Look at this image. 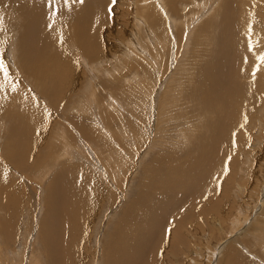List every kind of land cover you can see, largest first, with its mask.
<instances>
[{
    "label": "rangeland",
    "instance_id": "374dc122",
    "mask_svg": "<svg viewBox=\"0 0 264 264\" xmlns=\"http://www.w3.org/2000/svg\"><path fill=\"white\" fill-rule=\"evenodd\" d=\"M8 1L5 0L4 2L3 0L2 3L0 2V29H2L0 30V59L7 64L11 82L17 85V89L13 91L11 87L7 89L0 87V264H52L53 259L52 257L50 258L51 253H49L50 245L43 236L48 233L52 235L50 239L53 240V243L55 241L60 242L61 238H63L64 241L61 244L65 248L67 246L65 243L72 241L70 246L72 248L71 255L69 254L70 248H66L67 253H65L67 258L70 259L69 263L107 264L105 260L110 255L113 258L115 256L110 242H116L120 232L125 231L123 225L120 224L122 222L118 220L121 218L120 212L128 201L132 202L136 199L135 195L140 196L141 194L143 196L144 192L147 194L149 190L153 191L152 182L147 178L155 174L154 184L159 180L162 181L165 178V172L163 173L162 170L166 166L168 169L169 166L168 163L164 162H170L172 154H177L174 157L178 158L181 153L183 156H187V154H190V157L197 156V151L193 149H191L192 151L190 150L191 152L189 151L184 154V145L182 144L181 146L180 143L182 142L177 138V133L185 129H181V125L178 124H182L180 122L185 117L188 118L187 114L189 111V114L193 113V115H191L192 118L190 116L191 119L188 118L190 122L185 121L186 123H191V120L201 116L202 113L196 108L197 101L195 103L191 101V104H193L189 109L187 106L190 103H184V101H187L182 99L183 96L180 97L181 99L178 97V100H174V96L175 93H178L175 87L178 86L179 82L181 80L184 81V77L189 72L192 73L195 70L193 68L195 62H193V59L195 60L196 52L193 51L199 45L203 44L202 46H204V43L200 42L203 39L200 32L204 30L206 32L204 24L209 18H212L210 16L213 11L210 14L207 12L203 16L204 12L202 11H205L204 9L196 18L186 17L189 14L181 10L182 7L176 5L178 0L163 1L164 5L167 4L165 7L161 5L160 0H152L151 2H153L154 6L156 5L155 3L158 4L156 5L159 13V17H157L158 21L155 18L156 16L151 14V11V13H148L147 9L145 10L149 5H153L151 2H148L150 0H115V3H113V0H91L92 5H89L90 13L84 16L83 20L77 24L81 30H85L84 33L86 32L88 36H93L95 33V37L93 36L90 41L97 44H93L95 50L97 49L94 52L97 54L94 53L95 57H88L84 50L82 51V49L76 46V29L73 23L75 21H72L70 16L61 14L59 11V5H61L60 7L66 6V0H53L52 4L57 2L54 10L52 9V4H50L51 6L48 5L49 2L47 1L49 0H40L45 5V8L49 7L51 11L49 14L51 16L48 15L49 17H40L39 15L40 19L44 20V22L43 20L41 21L40 31H36L37 28L33 27V22L29 23V17L25 13L18 11L17 7L14 4L10 5ZM69 1L72 4L71 8L74 7L78 9L76 11H80L89 0ZM184 1L188 3L187 11H189L193 6L189 4L190 0ZM210 1L206 0V3ZM218 1L216 0L211 3L213 7L220 8V19L221 17L227 18L228 24H233L243 17L245 18L244 23L248 22L241 25L239 21V30L243 28L248 30L250 27L252 28L251 31H253L256 28L255 25L253 26L255 22H264V0L263 3L260 0H257V2L256 0H231L232 2L230 0H221L219 1L220 3ZM232 3H235L236 6H234L237 9H242L243 13H240V11L230 13V9H234ZM219 4L221 5L219 6ZM248 5L250 7L246 10ZM166 6L168 7L166 8ZM56 8H58V12H56ZM139 9L145 10H143L146 17L144 18L145 21L140 22V19L137 18L136 15ZM174 11L178 12L179 22L172 27L169 18L170 16L172 17ZM252 11L255 12L254 16L256 15V18L254 16L251 17ZM224 15L227 16L225 17ZM20 17L21 20H19ZM218 20L216 21L218 22ZM189 25H192L193 33L188 37L191 43L188 46L186 42L188 41L187 36L189 31L187 32V27ZM46 26L47 29L45 28ZM154 26L157 29H153ZM182 26L183 29H181ZM202 27L204 28L201 30ZM167 28L169 31L166 30ZM30 29L35 33L27 34V32L32 31ZM135 31H137L136 37L140 41L136 47L141 46L142 48L140 49L130 44ZM43 32L45 33L43 34ZM184 34H186V37ZM221 37H223L222 33ZM224 37V41H228L226 35ZM77 39L80 38L77 37ZM214 41L215 49L211 51L221 50L222 47L217 46V43L220 41L217 39ZM45 43L48 44L47 49L53 50L52 52L54 53L58 52V47L61 46L64 54L67 55V60L73 65V68L69 70L64 79L63 92L59 93L56 99L53 91L55 90V80H52V82L47 79L46 81L42 78L39 79L37 75L35 76L38 69L36 67L43 64L42 59H40V61L42 60L40 62L35 57H37V53L43 51ZM159 46H161V49ZM202 46H199L197 49L202 48ZM129 51L132 52L130 60L127 58ZM160 51L162 54H160ZM80 56L88 60L91 65L90 70L85 67ZM145 56L148 57L145 58ZM180 56H182L181 59ZM33 59H37L38 62L30 65L27 61L25 62V60L33 61ZM114 64L119 66V70L116 67L113 68ZM130 64L139 69L134 66L129 68ZM120 66L122 67L120 68ZM29 67L31 70H29ZM140 70L141 73L139 74ZM207 70L204 76H206ZM147 72L148 74L145 75L144 73ZM135 75L138 78V80L136 79L138 82L135 80ZM40 80L43 81L41 82ZM0 84H3L2 71H0ZM252 94L247 99L249 101L255 99V101L249 107L243 109L244 112L242 111L245 116H248L247 122L244 121L241 124L243 127L240 125L235 128V124L233 127L231 126L232 130L230 131L237 132L238 136L236 134L235 137L234 134H231L230 140H232L230 143L225 139L226 143L219 140L223 145L218 143V146L221 144L223 147L220 145L219 149L222 150H218L220 151L218 153L219 161L215 167L218 172L214 169L212 172L213 176L207 178L205 176L204 179L202 172L205 169L201 168L200 173L202 176H200L199 180L198 178L196 180L192 179L190 182L193 183V186H189L187 191L181 188L178 192L179 195L173 193L174 195H172L175 198L173 200L168 199L169 201L166 203L168 204L167 208L163 203H160L161 209L154 210H161L160 216L153 218L156 222L160 223L157 229L156 227L153 228L155 225L154 220L152 223H149V226L148 224L142 226L141 232L144 235V240H142L146 245L144 258L147 264H264V132H262L260 126L257 124V119L260 117V112L257 109L264 102V90L258 91L253 96ZM254 95H256L255 98ZM111 99L116 100L120 107L117 103L118 107L115 106L116 104L112 105L117 107V109L112 108V106L110 107L113 102ZM260 99L263 102H260ZM55 101H57V104H55ZM197 111L201 115H197L199 114ZM14 115L18 116V118L16 116L13 117ZM180 115L183 116L181 117ZM11 116L15 118V125L12 122ZM261 118L263 120L264 117ZM207 119V117L202 119L203 121L205 120V124L209 121ZM17 121L19 122L17 123ZM203 121L201 122L203 123ZM172 124L175 126H172ZM177 128H180V130H177ZM13 129L15 130L13 131ZM170 130L171 132H169ZM14 132L16 136L11 135ZM63 132L64 137L62 139L60 137ZM176 139L179 142L178 149H176V143H178L175 142ZM11 140L15 145H13ZM15 141L18 143L16 144ZM63 141H66L65 143L67 144L61 145ZM205 142L207 141L203 142L204 149L206 148ZM157 145L160 146L158 147ZM169 145L172 148L171 154L168 152ZM70 146H72V156H61V153L67 151L65 149L70 148ZM12 147L16 150L15 156L11 150ZM189 148H191V145ZM59 149L60 151L62 150L61 153ZM175 151L176 154L174 153ZM216 153L217 149L212 148L206 154L209 157L205 154L203 156L208 159L212 154ZM10 155H13L14 161L10 158ZM203 156L199 163L204 162V164L209 165L208 162H205L207 159ZM159 158L163 159L159 160ZM184 158L185 160L187 159L186 157ZM112 159L116 164L119 159L117 166L120 170L115 166V162ZM19 160L26 164L16 165L15 163ZM157 160L163 162H159V164L156 163L158 162ZM182 162L185 165L187 160ZM71 166H76L80 169L79 173L74 176L72 174L73 177L76 178L77 176V179H79L77 186L79 187L80 185V187H77V190L74 189L71 196H77L76 198L79 200L77 205L80 208L82 207L83 215L81 214L82 223L76 227L73 226L71 233H69V229L61 227L62 220L57 218L59 216L55 214L54 210L58 208V205L55 203L56 205L54 204L51 208L49 207V203L51 204L50 193H52L53 187L50 182L53 181L54 176H60L66 168L69 169ZM158 166L159 168L156 170ZM62 168H64L63 171L61 170ZM116 169L119 171H115ZM140 179L151 183L146 182L145 185L147 186H145ZM177 180H182V178H178L175 181ZM48 184H50L51 190L48 188ZM7 185L9 187L20 185L21 190L23 187V193H21V195L24 194L23 197L21 195L19 197L14 196L15 193L10 195L5 191ZM185 186H187V183H185ZM145 187L147 190L149 189L148 192L144 191ZM198 187L199 189L202 187V189L197 190ZM181 190H184L185 193H181ZM203 190L208 194L206 195ZM155 191L156 193L157 191L161 192L160 189H155ZM202 193L203 195H201ZM168 194L170 195V193ZM13 196L14 198L17 197L15 200L21 199L22 201V205L20 204L21 206L18 207V210H13L11 207L13 206ZM10 198L12 199L11 204ZM210 199L212 202L209 201ZM217 200L218 205H216ZM155 201L160 202L159 197L153 200V202ZM213 204L215 205L212 207L211 205ZM244 205L247 212L244 211V214H240L239 218H242L246 213H249L250 216L240 226L238 223H235V220L239 219H236L240 210L239 208H244ZM6 206L8 209H6ZM205 207L206 209H204ZM214 207L215 209L212 211ZM59 209L62 208L59 207ZM13 211L14 213H12ZM163 212L166 213L164 214ZM20 213H22V217L19 215ZM14 215H19L21 218L16 223L13 221V224H11L10 220L16 218ZM9 218L11 219L9 220ZM158 219H161V221H158ZM67 220L69 221L70 218ZM67 220L64 219L65 225L68 224ZM161 222H163V225ZM172 226H175V228ZM137 236L138 232L136 231V241ZM128 239H132L130 231ZM215 248L216 252L212 255L211 253ZM148 250L150 251L148 255L151 259L149 256L147 257ZM155 257L156 260L154 259Z\"/></svg>",
    "mask_w": 264,
    "mask_h": 264
},
{
    "label": "bare ground",
    "instance_id": "6f19581e",
    "mask_svg": "<svg viewBox=\"0 0 264 264\" xmlns=\"http://www.w3.org/2000/svg\"><path fill=\"white\" fill-rule=\"evenodd\" d=\"M152 0L148 1V2H151ZM156 1V0H155ZM154 1V3H155ZM161 1V5H163V7H165V4L164 5V2L165 0H160ZM177 1V0H176ZM210 1V0H209ZM216 1V0H211L209 3H206V0H190L189 4H191V6H193L189 11L188 10V3H186L184 0H178L176 5L179 7H182L181 10H184L187 12V14H189L188 16L186 17H197L198 14L201 13L202 10L205 9V11H202L204 12L202 15L204 16V14H206L207 12H212L211 13V16L212 18H209L208 21L205 22L204 26H205V29H206V32L202 31L200 33H202V40H200V42L204 43V46L202 45H199V46H202V48H199L197 49L196 47L194 48L195 50L193 52H196L195 53V60L193 59V68L195 69L192 73L189 72L187 74V76H185V80L184 81H180L178 86L175 87L176 91H178V93L176 94L175 93V96H174V100H178V97H182V99L186 100L187 102L184 101V103H190L187 107H191L192 104H191V101H193L195 103V101H197L196 103V108L199 109V111L202 113V115L200 114V112L197 111V115H201V116H196L197 118L196 119H193L191 120V123H186L185 121H189L188 118H190L191 115H193V113H191V115L189 114L190 111L188 112L187 114V117L188 118H184V120L180 123L182 124H178V125H181V129L184 128L185 130H181L180 132H178V139H180V143L181 146L182 144L184 145L183 146V149H184V154L185 153H188L191 149L193 150H196L197 151V156H193V157H190L189 155L190 154H187V156H183L182 153L180 154L179 158L178 157H174V156H177L176 154V151L174 152L176 155H171L172 157V160L170 162H164V163H168V169H167V166L166 168H163V173L165 172V178L161 180H159L156 184H154V180H155V174H152L151 176H149V178H147L149 181L151 182H148V183H151L152 185V189L153 191L151 192L149 189V193L145 194V190L146 192H148V190L144 188V195L141 196H136V199L132 202H129L125 205V207L122 209V211L120 212V219H118L119 221H121L122 223H120L121 225H123L125 231L124 232H120L118 238H117V241H112L110 242L111 243V248H112V251L114 253V258L112 257V255H110L105 261L107 264H147V262H145V258H144V253H145V248H146V245H145V242L143 241V234L141 232V229L143 225H147L149 226V223L153 222V218H156V217H159L160 214H161V210H158V211H154L155 209H161V204L160 203H163L166 208L168 206V204H166L169 200L168 199H171L173 200L175 198V196H173L174 194L173 193H177V195H179V190L181 188H183L185 191H187L188 187L189 186H193V183H190L192 179H197L199 180L200 176L203 175L204 179H205V176L206 178L207 177H211L213 176L212 175V172L214 169H216L215 171H217V168L216 167V164L217 162L219 161V152L218 150H222V149H219L220 145L222 144V142H219L220 141H225L227 140L229 143L230 141V135L231 134H234L235 137H236V134L237 132H232L230 130H232L231 128L233 127V125L235 124V128L236 126H240L241 124H243V122L245 121L244 117V111L243 109L247 108L250 106V104L255 101V99L253 100H248L247 98L249 97V95H251L252 93L253 94H257L258 91L260 90H264V64H261L260 61L257 59V56L261 53H264V22L262 21V23L260 22H255L253 24V26L255 25V29L253 31H251L252 28H248V30H246L245 28H243L242 30H239V26H240V23L241 25H244L245 23H248V22H245L244 23V20L245 18H239V21L236 22V23H233V24H228V21H227V18H224V17H221L220 19V15H221V12H219L220 8L218 7H213L212 3ZM221 1V0H219ZM218 1V2H219ZM231 1V0H230ZM232 1H235V0H232ZM231 1V2H232ZM1 3L3 2L0 1ZM5 2V0H4ZM10 3V5H13L16 6L17 10L22 12V13H25L28 17H29V23H32L33 24V27H36V31H40L41 27L40 25L42 24L40 17H46L50 14V9L49 7H46L45 8V5H43V3L40 2V0H9L8 1ZM49 2L48 5L52 4L53 0H49L47 1ZM51 2V3H50ZM147 2V1H146ZM208 2V1H207ZM212 2V3H211ZM228 2V1H227ZM257 2V0H256ZM261 3H263V0H260ZM56 3L57 2H54L52 4V9L54 10V6H56ZM91 0L88 1V3L86 4L85 7H83L82 10L80 11H76L78 9H75L74 7L71 8L72 4L69 0H66V3L64 6L63 4V7H60L61 5H59V11L61 12V14H64V15H67V16H70L72 21H75L73 22L74 25H75V29H76V34H75V40H76V46H78L80 49H82V51L84 50L85 54L89 57H95V54L96 52H94L95 50V46H93V44H96L95 42L93 41H90V39L95 35L93 36H88L87 33L84 31L85 30H81L80 27L77 26V24H79L78 22L79 21H82L84 16L88 15V13H90V10H89V5H92L91 4ZM140 3V2H139ZM180 3V4H179ZM220 3V2H219ZM236 3V2H235ZM235 3L233 4L232 3V6L233 8L235 9H230V13H234L237 12V11H240V13L243 11H241L242 9H237V7H235ZM151 4H153V2H151ZM156 5H158L157 3H155ZM170 4V3H168ZM216 4V3H215ZM230 4V3H229ZM254 4V3H253ZM58 5V4H57ZM82 5V4H80ZM84 5V4H83ZM140 5V4H138ZM154 6L153 5H147L148 7L145 8V10L147 9L148 13H151L153 15H155L156 19L158 20L157 17H159V13L157 11V6ZM160 5V4H159ZM173 5V4H172ZM221 4H219L220 6ZM235 5V6H234ZM239 5V4H237ZM250 5V4H249ZM247 6L246 10L250 7V6ZM261 5V4H260ZM264 5V4H263ZM9 6V5H7ZM51 6V5H50ZM68 6V7H67ZM169 6V5H168ZM166 6V8L168 7ZM171 6V5H170ZM208 6V7H207ZM218 6V5H217ZM175 7V6H173ZM92 8V7H91ZM190 8V7H189ZM195 8V9H194ZM222 8V7H221ZM229 8V7H228ZM232 8V7H231ZM258 8V7H257ZM14 9V8H13ZM58 9V8H56ZM164 9V8H163ZM173 9V8H172ZM176 9V8H175ZM260 9V8H259ZM15 10V9H14ZM13 10V11H14ZM16 10V11H17ZM53 10H52V13H53ZM144 10V9H143ZM142 9H139V12L137 13V18H139L138 20L140 22H142L144 20L145 15H144V11ZM174 10V9H173ZM261 10V9H260ZM259 10V11H260ZM70 11V12H68ZM97 11V10H96ZM151 11V12H150ZM176 11V10H175ZM176 14L173 13L172 17L170 16V21H171V26H175L177 22H179V16H178V12H175ZM20 12H16V13H20ZM57 12V10H56ZM143 12V13H142ZM182 12V11H181ZM225 12V11H224ZM245 12V11H244ZM263 12V11H262ZM20 13V14H22ZM101 13V12H99ZM172 13V11H171ZM220 13V14H219ZM19 14V16H21ZM149 14V15H151ZM180 14V13H179ZM255 14L254 11L251 12V17H253ZM264 14V13H263ZM18 15V14H16ZM40 15V17H39ZM250 15V14H249ZM258 15V13H257ZM14 16V15H13ZM51 16V15H49ZM48 16V17H49ZM61 16V15H60ZM59 16V17H60ZM102 16H105V15H102ZM225 17L227 15H224ZM256 16V15H255ZM254 16V18H256ZM15 17V16H14ZM26 17V16H25ZM63 17V16H62ZM89 17V16H88ZM152 17V16H151ZM183 17V16H182ZM230 17V16H229ZM238 17V15H237ZM4 18V17H3ZM101 18V17H100ZM184 18V17H183ZM33 19V20H31ZM48 20V18H46ZM66 19V18H64ZM220 19V20H218ZM259 19V18H258ZM21 20V17L20 19ZM148 20V19H147ZM218 20V22L216 21ZM263 20V19H262ZM26 21V20H25ZM103 21V20H102ZM145 21V20H144ZM153 21V19H152ZM151 21V22H152ZM159 21V20H158ZM202 21V20H200ZM227 21L226 23H223ZM28 22V21H27ZM26 22V23H27ZM44 22V20H43ZM150 22V24H151ZM182 22V21H181ZM13 23V22H12ZM121 23V22H120ZM183 23V22H182ZM31 24V26H32ZM46 24V23H45ZM154 24V23H153ZM163 24V23H162ZM195 24V23H194ZM250 24V23H249ZM30 25V24H29ZM48 25V24H46ZM152 25V24H151ZM157 25V24H156ZM155 25V26H156ZM167 25V24H166ZM239 25V26H238ZM13 26V25H12ZM154 28L153 29H157V28ZM158 26V25H157ZM251 26V25H250ZM153 27V26H152ZM166 27V26H165ZM168 27V25H167ZM247 28V26H245ZM17 28V27H16ZM47 29V26L45 27ZM58 28V27H57ZM80 28V29H79ZM204 27L201 28V30L203 29ZM183 29V26L182 28ZM29 30V29H28ZM32 30V29H30ZM52 30V29H51ZM168 30V28L166 29ZM186 30V29H185ZM219 30V31H218ZM165 31V30H164ZM169 31V30H168ZM167 31V32H168ZM182 31V30H181ZM189 31L188 33V36L187 38L191 35V33H193V29H192V25H189V27H187V32ZM27 32V31H26ZM25 32V33H26ZM152 32V31H151ZM166 32V31H165ZM222 33V36L221 37V33ZM16 33V32H15ZM28 33H35L32 31H29L27 32ZM45 32H43L44 34ZM104 33V32H103ZM111 33V31H110ZM113 33V32H112ZM169 33V32H168ZM177 33H179L177 31ZM25 34V35H27ZM89 34V33H88ZM139 34V33H138ZM161 34V33H160ZM220 34V35H219ZM83 35V36H81ZM104 35V34H103ZM110 35V34H108ZM132 35V34H131ZM182 35V34H181ZM185 37H186V34H184ZM224 35H226V38L228 41H224L225 37ZM32 36V35H31ZM128 36V35H127ZM137 36V31L134 32V34L132 35V42H130L131 45H134L135 47L139 45V39L136 37ZM169 36V34H168ZM195 36V35H194ZM28 37V36H27ZM41 37V36H40ZM77 37H79L80 39H77ZM95 37V36H94ZM110 37V36H109ZM135 37V38H133ZM183 37V36H182ZM184 37V38H185ZM169 38V37H168ZM178 38V37H177ZM28 39V38H27ZM26 39V40H27ZM97 39V38H96ZM217 39L219 41V43H217V46L219 45L221 48V50L217 49V50H214V51H211L212 49H215V45H214V40ZM168 40V39H167ZM171 40V39H170ZM240 40H243V41H240ZM41 41V40H40ZM100 41V40H99ZM199 41V39H198ZM230 41V42H229ZM251 41V43H250ZM101 42V41H100ZM124 42V41H123ZM158 42V41H157ZM181 42V41H180ZM185 42V41H184ZM198 42V43H200ZM127 43V42H126ZM160 44V42H158ZM167 43V41H166ZM186 44H188V46L191 44L190 43V40L188 38V41L186 42ZM212 44H213V48H212ZM230 44H231V47H230ZM48 44L45 43L44 46H43V51L41 53H37V58L39 61L40 59H42L41 61L43 62V64H41L42 66H39V67H36L38 68L37 71H36V74L35 76L37 75V77L39 79H45L47 81L50 80V81H54L55 85H54V88L55 90L54 91V96H55V99L56 97H58L59 93H62V87H63V82H64V79L66 78L67 76V73L69 72L70 69L73 68V65H71V63H69V60H67V55L64 54L63 52V48L58 47V52L54 53L52 52L51 50H48ZM75 45V44H74ZM97 45V44H96ZM184 45V44H183ZM228 45V46H227ZM252 45H255L254 49L252 48ZM59 46V45H58ZM218 46V47H219ZM74 47V46H73ZM134 47V48H135ZM160 49H161V46H159ZM165 47V45H164ZM39 48V47H38ZM136 48H142L141 46L139 47H136ZM152 48V47H151ZM177 48V47H176ZM182 48V46H181ZM180 48V50H181ZM211 48V49H210ZM116 49V48H115ZM145 49V48H144ZM159 49V50H160ZM110 50V49H109ZM231 50V51H230ZM97 51V49L95 50ZM132 51V50H131ZM139 51V50H138ZM162 51V50H161ZM160 51V52H161ZM164 51V50H163ZM178 51V50H177ZM188 51V50H187ZM211 51V52H210ZM48 52V53H47ZM130 52V51H129ZM128 52V55H127V58L130 60V58H132V55L130 52L129 54ZM141 52L144 53V51L141 50ZM158 52V50H157ZM166 52V51H165ZM228 52V54H227ZM170 53V52H169ZM185 53V52H184ZM211 53V55H210ZM232 53V54H231ZM27 54V53H26ZM79 54H81L79 52ZM97 54V53H96ZM149 54V53H148ZM147 54V55H148ZM153 54V53H152ZM159 54V53H158ZM162 54V52L160 53ZM164 54V52H163ZM166 54V53H165ZM182 54V52H181ZM139 55V54H138ZM137 55V56H138ZM144 55V54H143ZM146 55V53H145ZM84 56V55H82ZM81 57V60L83 62V64L85 65V67H87L88 70H90L91 68V65L90 63L88 62V60L85 58V57ZM97 56V55H96ZM157 56V55H156ZM159 56V55H158ZM161 56V55H160ZM163 56V55H162ZM187 56V55H186ZM192 56V55H191ZM66 57V59H65ZM139 57V56H138ZM148 57V56H145V58ZM182 56H180V59H181ZM184 57V56H183ZM121 58V57H120ZM186 58V57H185ZM29 59V58H28ZM34 60L33 61H28V60H25V62L27 61L28 64H36L38 62V60ZM137 59V58H136ZM32 60V59H31ZM117 60V59H116ZM148 60V59H147ZM146 60V61H147ZM159 60V59H158ZM183 60V59H182ZM190 60V59H189ZM24 61V60H22ZM21 61V62H22ZM40 61V62H41ZM120 61V60H119ZM118 61V62H119ZM160 61V60H159ZM158 61V62H159ZM181 61V60H180ZM121 62V61H120ZM192 62V61H191ZM24 63V62H23ZM124 64V62H122ZM130 63V62H129ZM161 63V62H160ZM190 63V62H189ZM22 64V63H21ZM27 64V63H26ZM27 64V65H28ZM134 64V63H133ZM182 64H183V61H182ZM180 63V65H182ZM186 64V63H184ZM25 65V64H24ZM115 65V64H114ZM113 65V68L116 67L118 68L119 66ZM136 65V64H135ZM187 65V64H186ZM257 65H259V68L257 69ZM34 66V65H33ZM128 66V65H127ZM132 66L134 65H131L129 66V68H131ZM151 66V65H149ZM185 66V65H183ZM122 66H120L121 68ZM136 67V66H134ZM133 67V68H134ZM154 67V66H153ZM30 68V67H29ZM35 68V67H34ZM138 68V67H136ZM135 69V68H134ZM139 69V68H138ZM144 69V68H142ZM181 69V68H180ZM208 69V70H207ZM31 70V68L29 69ZM36 70V69H35ZM119 70V68L117 69ZM133 70V69H131ZM146 70V69H144ZM183 70V69H182ZM181 70V71H182ZM208 71L206 73V76L205 75V71ZM107 71H111V70H107ZM136 71V70H135ZM148 71V70H146ZM145 72V71H144ZM139 74L141 73V70L140 72H138ZM181 73V72H180ZM210 73V74H209ZM136 74V72H135ZM145 75L148 74L147 73H144ZM142 76V75H141ZM148 76V75H147ZM146 76V77H147ZM135 77V80L138 78L136 77V75L134 76ZM133 77V78H134ZM119 79V78H118ZM141 79V77H140ZM206 79V80H205ZM253 79V81H252ZM127 80V79H126ZM136 80V81H137ZM41 81V80H40ZM39 81V82H40ZM43 81V80H42ZM41 81V82H42ZM49 81V82H50ZM52 81V82H53ZM141 81V80H140ZM138 82V81H137ZM263 87V88H262ZM50 88V87H49ZM47 88V89H49ZM120 89V88H119ZM142 90V89H141ZM51 91V90H49ZM146 91V90H145ZM144 92V90H143ZM45 93V92H44ZM47 93V91H46ZM52 93V92H51ZM146 94V93H145ZM252 94V96H253ZM163 95V94H162ZM51 96V95H50ZM49 97V95H48ZM165 97V96H164ZM256 97V95H254V98ZM258 97V96H257ZM54 98V97H53ZM259 98V97H258ZM50 99V98H49ZM114 99V98H113ZM172 99V98H171ZM181 99V98H180ZM247 99V101H246ZM257 99V98H256ZM261 100V99H260ZM53 101V100H52ZM113 101L110 105V107L114 104L117 103L116 100H112ZM110 101V102H111ZM172 101V100H171ZM10 102V101H9ZM179 102V101H178ZM258 102V101H256ZM260 102H263L262 100ZM55 104H57V101H55ZM94 104V103H93ZM118 106L120 107L119 103H117ZM117 104L115 106H117ZM145 104V103H144ZM258 104V103H257ZM168 105V104H167ZM117 106V107H118ZM114 106H112L113 108ZM117 107H114V109ZM145 107V106H144ZM186 107V106H184ZM11 108V107H10ZM195 108V109H196ZM12 109V108H11ZM119 109V108H118ZM190 109V108H189ZM250 109V108H249ZM174 110V109H173ZM186 110V109H185ZM193 110V109H192ZM260 113H259V116L258 117V122L257 124L260 126V129L262 130V132H264V118L263 120H261L262 118L261 117H264V102L259 105V108L257 109ZM184 111V110H183ZM182 111V112H183ZM194 112H196L195 110H193ZM191 111V112H193ZM243 111V112H242ZM252 111V109H251ZM22 112V111H21ZM104 112V111H103ZM10 113V112H9ZM12 113V112H11ZM31 113V112H29ZM169 113V112H168ZM18 114V113H17ZM16 114V115H17ZM32 114V113H31ZM34 114V113H33ZM183 114V113H182ZM16 115H14L13 117H15ZM18 115H21V114H18ZM95 115V114H94ZM186 115V114H185ZM184 115V116H185ZM244 115V116H243ZM23 116V115H21ZM181 116V115H180ZM183 116V115H182ZM181 116V117H182ZM208 118L207 119V123L205 124L204 121L202 119L203 118ZM12 117V116H11ZM13 123L15 122L13 118ZM18 118V116H16ZM96 117V116H95ZM160 117V116H159ZM194 117H195V114H194ZM211 117V119H210ZM246 117L248 118V116L246 115ZM20 118V117H19ZM24 118V117H23ZM26 118V117H25ZM192 118V116H191ZM190 118V119H191ZM10 119V118H9ZM22 119V118H21ZM107 119V118H106ZM18 120V119H17ZM143 120V119H142ZM171 120V119H170ZM169 120V121H170ZM4 121V120H3ZM20 121V120H19ZM17 121V123L19 122ZM29 121V120H28ZM105 121V120H104ZM203 121V123L201 122ZM174 122V121H173ZM190 122V121H189ZM198 126L197 129H196V126L195 128L194 125ZM15 125V123H14ZM177 125V127H179ZM187 125V126H186ZM124 126V125H123ZM172 126H175L172 124ZM171 126V127H172ZM232 126V127H231ZM16 127V126H15ZM108 127V126H107ZM62 128V127H61ZM165 128V127H164ZM176 129V127H174ZM199 128V129H198ZM234 128V129H235ZM238 128V127H237ZM173 129V130H175ZM239 129V128H238ZM15 129H13L14 131ZM76 130V129H75ZM172 130V131H173ZM177 130H180V128H177ZM237 130V129H235ZM260 130V131H261ZM17 131V130H16ZM59 131V130H58ZM83 131V130H82ZM239 131V130H238ZM79 132V131H77ZM86 132V130H85ZM171 132V130L169 131ZM62 133V132H61ZM122 133V132H121ZM11 135H15V132L14 133H11ZM59 135V134H58ZM121 135V134H120ZM124 135V134H123ZM169 135V134H168ZM172 135V134H170ZM18 136V135H17ZM61 136V134H60ZM59 136V137H60ZM151 136V135H150ZM238 136V134H237ZM39 137V136H37ZM64 137V132L62 134V136L60 138L63 139ZM70 137V136H68ZM67 137V138H68ZM175 137V136H174ZM117 138V137H116ZM149 138V137H148ZM172 138V137H171ZM36 139V138H35ZM65 139V138H64ZM174 139V138H173ZM225 139V140H224ZM18 140V139H17ZM67 140V139H65ZM69 140V139H68ZM177 140V139H176ZM175 142H178V140ZM235 140V139H233ZM78 141V140H77ZM81 141V140H80ZM172 141V140H171ZM174 141V140H173ZM204 141H207L205 142L206 144V148L204 149V145H203V142ZM237 141V140H235ZM11 142L13 143V141L11 140ZM16 144L18 143L17 141H15ZM62 142V141H61ZM66 141H63V143L61 145H64V144H67L65 143ZM118 142V141H117ZM166 142V141H165ZM227 142V143H228ZM169 143V142H168ZM172 143V142H171ZM218 143H221L219 146H218ZM226 143V141H225ZM70 144V143H69ZM162 144V143H161ZM164 144V143H163ZM176 149L177 146H179V142L176 143ZM193 144V145H192ZM13 145H15L13 143ZM173 145V144H172ZM191 145V148H189ZM223 145V144H222ZM221 145V146H222ZM69 146V145H68ZM158 147L160 145H157ZM162 146V145H161ZM171 145H169V153L171 154ZM180 146V147H181ZM67 147V146H66ZM64 147V148H66ZM71 147L70 148H67L65 150L67 151H63L62 150L60 151V154L61 156H66V155H70L72 156V152H71ZM175 147V146H173ZM186 147V149H185ZM223 147V146H222ZM20 148V147H19ZM163 148V147H162ZM195 148V149H194ZM217 149V153L216 154H212L210 156V158H206L205 156H203V154H208L211 149ZM225 148V146H224ZM118 149V148H117ZM127 149V148H126ZM125 149V150H126ZM140 149V148H139ZM154 149V148H153ZM182 149V150H183ZM11 150L14 152V156H15V153H16V150L12 147ZM22 150V149H21ZM141 150V149H140ZM164 150V148H163ZM181 150V149H180ZM129 151V150H128ZM144 151V150H143ZM186 151V152H185ZM192 151V150H191ZM190 151V152H191ZM195 151V152H196ZM225 151V150H224ZM127 152V151H126ZM134 152V151H133ZM223 152V151H222ZM8 153V152H7ZM116 153V152H115ZM158 153V152H157ZM199 153V154H198ZM58 154V152H57ZM123 154V153H122ZM128 154V153H127ZM137 154V153H136ZM192 154V153H191ZM211 154V153H210ZM9 155V154H8ZM13 155L11 156L10 155V158L13 159L14 161V157ZM17 155V154H16ZM144 155V154H143ZM122 156V155H121ZM127 156V155H126ZM146 156V154H145ZM144 156V157H145ZM183 156V157H182ZM190 158H189V157ZM192 156V155H191ZM205 157L207 160H205V162H208L209 165L207 164H204V162H200V159L201 157ZM209 157V155H206ZM228 156V155H227ZM9 157V156H8ZM114 157V156H113ZM118 157V156H117ZM160 157V156H158ZM170 157V156H169ZM186 157L187 159V162L185 163L184 165V162L182 161H186L185 158ZM61 158V157H60ZM124 158V157H123ZM166 158V157H165ZM184 158V159H183ZM189 158V159H188ZM223 158H226V157H223ZM11 159V160H12ZM22 159V158H21ZM56 159V158H55ZM116 159V158H115ZM163 158H159V160H161ZM167 159V158H166ZM211 159V160H209ZM61 160V159H60ZM113 160V159H112ZM127 160V159H126ZM156 160V159H155ZM168 160V159H167ZM54 161V159H53ZM102 161V160H101ZM114 161V160H113ZM118 163H119V159L117 160ZM121 161V160H120ZM158 161V160H157ZM115 162V161H114ZM124 162V161H123ZM160 161L156 162V163H159ZM163 162V161H162ZM160 162V163H162ZM221 162V161H220ZM50 163V161H49ZM57 164V162H55ZM54 163V164H55ZM118 163L116 164L115 162V166L118 168ZM126 163V162H125ZM124 163V165H125ZM159 163V164H160ZM248 163V162H247ZM16 165H22V164H26L24 162H22L21 160L17 161V163H15ZM51 164V163H50ZM55 164V165H56ZM172 164V165H171ZM220 164V163H219ZM158 165V164H157ZM165 165V164H164ZM207 165V166H205ZM48 166V165H47ZM162 166V165H161ZM244 166V165H243ZM66 167H68V165H66ZM121 167V166H120ZM163 167V166H162ZM208 167V168H206ZM156 167V170H158ZM201 168H204L205 170H203L202 172V175L200 173V170ZM64 168H62L61 170L63 171ZM119 169V168H118ZM118 169H116L115 171H117ZM13 170V169H12ZM49 170V169H48ZM79 167H70L69 169L66 168V170H64L63 172L64 173H61L60 176H54L53 178V181L50 182L53 187H52V190L50 189V184H48V188L51 190L52 193L51 194V204L49 203V207H53V205L56 203L58 205V208H56L54 211H55V214L58 215L60 220L61 221V227L64 228V229H69L71 233V228H73V226H78L82 223V216L81 214L83 215L82 213V207L80 208L77 203H78V199L76 198L77 196L74 197V195L71 196V193L72 191L75 189L77 190V184H78V180L77 179V176L76 178L73 177L75 174L79 173ZM120 170V169H119ZM118 170V171H119ZM155 170V169H154ZM182 170L186 171L184 173L181 172ZM82 171V170H81ZM41 172V171H40ZM39 172V173H40ZM44 172V171H43ZM61 172V171H60ZM59 172V173H60ZM159 172V171H157ZM248 172V171H247ZM58 173V172H57ZM83 174H85L83 171H82ZM87 173V172H86ZM107 173V172H106ZM118 173V172H117ZM160 173V172H159ZM158 173V175H159ZM73 174V176H72ZM88 175V174H87ZM169 175V176H168ZM43 176V175H42ZM41 176V178H42ZM163 176V175H162ZM168 176V177H167ZM88 177V176H86ZM117 177V176H116ZM202 177V178H203ZM136 178V177H135ZM178 178H182V180H177L175 181L176 179ZM60 179V180H59ZM112 179V178H111ZM114 179V178H113ZM112 179V180H113ZM146 179V178H144ZM82 180V179H81ZM115 180V179H114ZM142 180V179H140ZM157 180V179H156ZM164 180V181H163ZM197 180V181H198ZM43 181V180H42ZM110 181V180H109ZM128 181V180H127ZM144 181V182H143ZM202 182V180H200ZM143 183V185H145V180H142L141 181ZM140 182V183H141ZM250 182V181H249ZM3 183V182H2ZM1 183V184H2ZM112 183V182H111ZM141 183V184H142ZM147 183V184H148ZM185 183H187V186H185ZM22 184V183H21ZM140 185V184H139ZM138 185V186H139ZM142 185V186H143ZM154 185V186H153ZM197 185V184H195ZM20 185L16 186V185H12L9 187V185L6 186V189L5 191L8 192L10 195L11 194H14V196H17L19 197L21 195V193H23V187H22V190H21V187H19ZM101 186V185H100ZM147 186V185H145ZM248 186V185H247ZM80 187V185H79ZM78 187V188H79ZM144 187V186H143ZM204 187V186H203ZM240 187V186H239ZM140 189V186L138 187ZM161 190V192L159 193L157 191H155V189ZM242 188V187H241ZM100 189V188H99ZM194 189V188H193ZM202 189V187L200 188ZM199 187L197 190H200ZM206 189V188H204ZM79 190V189H78ZM180 191L181 193H185V191ZM215 190V189H214ZM25 191V190H24ZM80 191V190H79ZM204 193H205V190H203ZM202 191V192H203ZM12 192V193H11ZM77 192V191H76ZM138 192V191H137ZM140 192V191H139ZM4 193V192H3ZM25 193V192H24ZM142 193V192H141ZM170 193V195L168 194ZM191 193H193L191 191ZM242 193V192H241ZM69 196H68V195ZM137 194V193H136ZM158 194V195H157ZM173 194V195H172ZM206 194V193H205ZM208 194V193H207ZM206 194V195H207ZM24 194L21 195V197H23ZM67 195V196H66ZM191 195V194H190ZM203 195V193L201 194ZM217 195V193H216ZM13 196V202H12V197L10 198V204L11 202L13 203L11 206L9 203V206L12 207L13 210H18V207L21 206L22 204V201L21 199L19 200H15V198L17 199V197L14 198ZM66 196V197H64ZM71 196V197H70ZM182 196V195H181ZM213 196V195H212ZM225 196V195H224ZM3 197V196H2ZM25 197V196H24ZM71 199H70V198ZM83 197V196H82ZM160 199V202H153V200L155 198H158ZM179 197V196H178ZM176 197V198H178ZM183 197V196H182ZM181 197V198H182ZM85 198V196H84ZM88 198V197H87ZM180 198V197H179ZM184 198V197H183ZM208 198V197H207ZM220 198V197H219ZM86 199V198H85ZM122 199V198H121ZM26 200V199H25ZM49 200V199H48ZM101 200V199H100ZM132 200V199H131ZM241 200V198H240ZM240 200H239V203H240ZM85 201V200H84ZM88 201V200H87ZM209 201L212 202V200L210 199ZM210 202V203H211ZM242 202V201H241ZM209 203V204H210ZM7 204V203H6ZM21 204V205H20ZM55 204V205H56ZM222 204V203H221ZM3 205V204H1ZM79 205H81L79 203ZM185 205V204H184ZM205 205V204H204ZM215 204L211 205L212 207L214 206ZM216 205H218V200H217V203ZM243 205V204H242ZM83 206V205H82ZM113 206V205H112ZM170 206V205H169ZM206 206V205H205ZM238 206V204H237ZM55 207V206H54ZM62 208V209H59ZM184 207V206H183ZM216 207V206H215ZM215 207L212 209V211L215 209ZM219 207V206H218ZM225 207V205H224ZM239 207H240V204H239ZM243 207V206H241ZM81 209L80 211H78L79 209ZM96 208V207H95ZM222 208V207H220ZM238 208V207H237ZM2 209V208H1ZM6 209L7 206H6ZM21 209V207H20ZM19 209V210H20ZM23 209V208H22ZM206 209V207L204 208ZM217 209V208H216ZM239 212H238V216L236 217L239 218L241 215L240 214H244V211H245V205H244V208H239ZM249 209V208H248ZM247 209V210H248ZM51 210V209H50ZM10 211V210H9ZM85 211V210H84ZM204 211V210H203ZM224 211V210H223ZM250 211V209H249ZM60 212H63V213H60ZM81 212V213H80ZM91 212V211H90ZM247 212V211H245ZM10 213V212H9ZM14 213V211L12 212ZM164 213V212H163ZM166 213V212H165ZM164 213V214H165ZM80 214V215H79ZM115 214V213H114ZM10 215V214H9ZM19 215H21L22 217V213H20ZM19 215H14L16 218L10 220L11 218H9V221L11 224H13L12 222L14 221V223H16L21 217H19ZM117 216V214H116ZM250 216L249 213H246L242 218H239L238 220H235L236 224L238 223L239 225H243L244 222L246 221L245 219H247L248 217ZM173 217V216H172ZM213 217V216H212ZM226 217V216H225ZM70 220L68 221L67 219ZM164 218V217H163ZM218 218V217H217ZM64 219H66L68 222V224L65 225L66 222H64ZM185 219V218H184ZM161 221V219H158V221ZM56 221V220H55ZM89 221V220H88ZM116 221V220H115ZM155 221V220H154ZM167 221V220H165ZM180 221V220H179ZM74 222V224H73ZM243 222V223H242ZM162 225H163V222H161ZM3 224V223H2ZM160 223L156 222L155 221V225L153 226V228L156 227V229L158 228ZM235 224V225H236ZM110 225V224H109ZM152 225V224H151ZM150 225V227H151ZM240 225V226H241ZM263 225V224H262ZM6 226V225H5ZM107 226V225H106ZM116 226V225H115ZM165 226V225H164ZM233 226V225H232ZM239 226V227H240ZM44 227V226H43ZM58 227V226H57ZM60 227V229H61ZM118 227V226H117ZM121 227V228H123ZM173 227V226H172ZM181 227V225H180ZM235 227V226H234ZM238 227V226H237ZM253 227V226H252ZM113 228V227H112ZM120 228V229H121ZM138 228V229H137ZM175 228V226L173 227ZM259 228V227H258ZM263 228V226H262ZM46 229H47V226H46ZM148 229V227H147ZM172 229V228H171ZM264 229V228H263ZM43 230V229H42ZM122 230V229H121ZM151 230V229H150ZM212 230V229H211ZM62 231V229H61ZM129 231H130V237L132 239H128L129 237ZM138 232V236H137V241H136V238H135V232ZM155 231V230H154ZM152 231L153 233H156ZM222 231V230H221ZM48 232V231H47ZM45 232V233H47ZM172 232V231H171ZM170 232V233H171ZM51 233V232H50ZM68 233V232H67ZM74 233V232H73ZM111 233V232H110ZM149 234V233H148ZM151 234V233H150ZM157 234V233H156ZM232 234V233H231ZM48 235V236H47ZM47 235H43L44 238H46L47 240V243L50 245L49 247V253H51L50 255V258L52 257V264H72V263H69L70 262V259L67 258V255L65 253H67L66 251V248H70L69 250V254L71 255V251H72V248L70 247L71 246V242H68V243H65L66 248L65 246H63L61 243L63 240V238H61L60 242L59 241H55L53 243V240L50 239V237L52 235H50L49 233ZM63 235V234H61ZM67 235V234H66ZM65 235V236H66ZM155 236V234H153ZM112 236V234H111ZM157 237V236H156ZM262 238V237H261ZM55 239V238H54ZM69 239V238H68ZM80 239V238H79ZM78 239V240H79ZM109 239V237H108ZM143 239V240H142ZM156 239V238H155ZM259 239V238H258ZM264 239V238H263ZM178 240V239H177ZM52 241V242H51ZM70 241V240H69ZM76 242V241H75ZM157 242V241H156ZM171 243V241H170ZM169 243V244H170ZM160 245V244H159ZM168 245V244H167ZM148 247V246H147ZM110 248V247H109ZM151 248V247H150ZM13 250V249H12ZM150 250V249H149ZM148 250V251H149ZM21 251V250H20ZM100 251V250H99ZM157 251V250H156ZM210 252V251H209ZM216 252V248L213 250V252L211 253L212 255H214V253ZM222 252V251H221ZM236 252V251H235ZM150 253L147 252V257L149 256L148 254ZM158 253V252H157ZM107 254V253H106ZM105 254V255H106ZM146 254V253H145ZM162 254V253H161ZM210 254V253H209ZM108 255V254H107ZM226 256V255H225ZM224 256V257H225ZM104 257V256H103ZM146 257V259H147ZM157 257V256H156ZM156 257L154 258L156 260ZM19 258V257H18ZM106 258V257H105ZM149 258L151 259V257L149 256ZM209 258V257H208ZM207 258V259H208ZM15 259V258H14ZM230 259V258H229ZM104 260V258H103ZM158 260V258H157ZM18 261V260H17ZM76 261V260H75ZM221 261V260H220ZM156 262V261H155ZM159 262V261H157ZM89 263V262H88ZM105 263V262H104ZM198 263V262H197ZM208 263V261H207ZM239 263V262H238Z\"/></svg>",
    "mask_w": 264,
    "mask_h": 264
},
{
    "label": "snow or ice",
    "instance_id": "6c2138e0",
    "mask_svg": "<svg viewBox=\"0 0 264 264\" xmlns=\"http://www.w3.org/2000/svg\"><path fill=\"white\" fill-rule=\"evenodd\" d=\"M113 3H115V0H113ZM58 12V9H57ZM2 30V29H0ZM251 43V41H250ZM255 45H252V48L254 49ZM257 59L260 61L261 64H264V53H261L257 56ZM259 68V65H257V69ZM0 71L3 72V84H0V87H3L5 89L11 87L13 89V91H15L17 89V85H15L14 83L11 82V78L9 76V72H8V66L7 64L0 59ZM245 122H247V117L245 116ZM241 127H243V125H241Z\"/></svg>",
    "mask_w": 264,
    "mask_h": 264
}]
</instances>
